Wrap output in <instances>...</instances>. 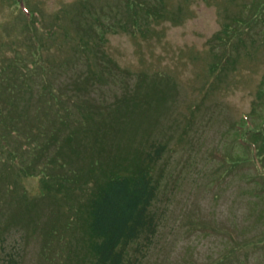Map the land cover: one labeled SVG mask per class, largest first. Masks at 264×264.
I'll list each match as a JSON object with an SVG mask.
<instances>
[{"label":"rangeland","instance_id":"374dc122","mask_svg":"<svg viewBox=\"0 0 264 264\" xmlns=\"http://www.w3.org/2000/svg\"><path fill=\"white\" fill-rule=\"evenodd\" d=\"M227 22L237 23L243 41L237 33L228 45L229 72L209 79L208 67L226 47L208 42ZM16 56H40L44 72L55 69L46 81L57 85L91 70L118 66L122 74L84 83L92 95L80 118L88 108L96 112L66 147L67 166H36L35 175L17 162L20 178L0 154L4 258L17 250L21 264L86 260L85 224L71 217L89 197L85 181H103L116 162L99 159L95 145L104 134L111 146L121 136L126 156L155 140L166 145L155 165L163 225L142 264H264V177L251 162L227 172L243 153L235 123L244 114L254 124L264 118V0H0V68ZM102 99L117 103L111 111L121 107L110 129L97 109Z\"/></svg>","mask_w":264,"mask_h":264},{"label":"trees","instance_id":"16d2710c","mask_svg":"<svg viewBox=\"0 0 264 264\" xmlns=\"http://www.w3.org/2000/svg\"><path fill=\"white\" fill-rule=\"evenodd\" d=\"M234 24L225 23L222 30L217 31L208 42L216 46L222 41L226 47L225 52L218 54L210 69L208 67L209 79H213L216 73H219L218 78L229 72L233 51L231 48L228 52V45L232 44L237 33L240 42L243 41L242 30L237 28V23ZM3 65L0 74L4 76L2 74L0 79L5 85L0 87V92L7 95L0 99V154L6 152L10 156L13 166L17 168L13 173L18 177L17 162L20 167L25 166V174L35 175L37 173L32 168L36 166L44 172L55 166V163L67 166L66 147L72 144L80 129L84 130V124L89 126L95 111L88 108L90 114L80 118V108L89 103L88 97L92 95L91 91L84 94V83L96 82L103 76L115 80L122 74L118 72L120 68L115 66V70L110 73L91 70L93 76L81 73L72 78L73 82L57 85L46 81L47 77L55 74V69L44 72L40 56H34L28 62L17 56L9 57L4 59ZM39 77L42 79L37 80ZM129 96H124L128 103L133 100ZM116 104H108L104 99L97 104L104 128L110 129L113 112L121 109L116 107L111 111ZM35 113L40 114L35 118ZM249 117L244 114L243 119L233 126L237 130L236 143L241 146L243 153L229 161L227 172L242 166L244 162H251L257 175L264 177V118L260 119L259 124H254ZM15 139L18 144L13 146L11 141L15 142ZM121 139V136L116 135L111 146L102 134L96 142L95 147L102 163L107 166L109 159L116 162L108 166L111 174L106 175L103 181H85L91 187V190H87L89 197L77 204L75 214L71 217V220L81 218L85 224V232L81 237L85 253L81 254L86 260L79 264H87V260L89 264H138L139 261L142 264L159 237L163 221L162 211L156 209V202L162 193L163 184L162 176L157 177L155 165L164 155L166 145L155 140L146 149L126 156V151L120 145ZM95 165H100V162L96 161ZM3 172L0 169V176ZM261 188H264V184ZM70 224L65 223L64 228L68 230ZM53 231L59 232L57 229ZM3 241L4 237L0 236V264H21L20 252L17 250L7 253L6 258L2 256Z\"/></svg>","mask_w":264,"mask_h":264}]
</instances>
